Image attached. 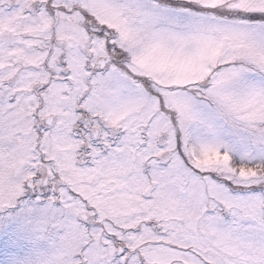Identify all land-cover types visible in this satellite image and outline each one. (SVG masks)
<instances>
[{
  "label": "snow or ice",
  "instance_id": "1",
  "mask_svg": "<svg viewBox=\"0 0 264 264\" xmlns=\"http://www.w3.org/2000/svg\"><path fill=\"white\" fill-rule=\"evenodd\" d=\"M0 264H264V0H0Z\"/></svg>",
  "mask_w": 264,
  "mask_h": 264
}]
</instances>
